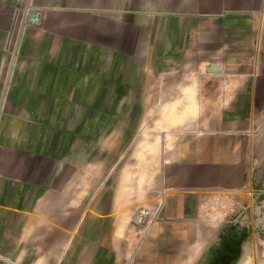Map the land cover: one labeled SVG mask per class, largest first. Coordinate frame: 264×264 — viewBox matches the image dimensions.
<instances>
[{
    "label": "crops",
    "instance_id": "1",
    "mask_svg": "<svg viewBox=\"0 0 264 264\" xmlns=\"http://www.w3.org/2000/svg\"><path fill=\"white\" fill-rule=\"evenodd\" d=\"M91 90L113 91L98 97L96 119ZM107 106L142 112L128 160L98 182L111 244L133 240L145 207L162 223L147 247L174 245L167 264H202L204 251H219L213 264H264L253 225L264 217V0H0V264H74L78 248L90 257V162L52 157V139L77 132L89 144L96 121L97 148L116 149ZM93 168L105 171V158ZM221 200L243 213L218 231L201 212ZM79 206L87 223L76 241L65 225Z\"/></svg>",
    "mask_w": 264,
    "mask_h": 264
},
{
    "label": "rangeland",
    "instance_id": "2",
    "mask_svg": "<svg viewBox=\"0 0 264 264\" xmlns=\"http://www.w3.org/2000/svg\"><path fill=\"white\" fill-rule=\"evenodd\" d=\"M91 103H95V106L90 107V115L91 118H97L98 114H101L102 107L96 105V101L98 97L105 96L106 98L112 100L113 98V91H89ZM100 94V95H99ZM103 95V96H102ZM85 108L73 109L74 116L76 114L82 113ZM107 113H109L110 118L107 120L106 123V135L107 140L111 141V146L114 147L116 145V149L112 148L103 152L97 148V135L98 130L96 126V121L90 122V128L87 132L89 134L90 143H86L85 141L82 142L81 137H77L78 133H75L74 137L69 138H59V139H52L54 143L52 144L53 153L51 156L56 157L58 159H66L73 162H90V194L89 200L82 204V194L76 196L79 200L75 202V206L83 205L84 210L89 208L90 210V218L88 220L89 226V235L87 241L92 244V248L89 250L88 254L90 257L87 259L86 255H82L81 248L75 250V256H77L76 261L74 264H167L168 256L170 255V249L174 247L172 242H168L169 240L166 238V242L169 243V247H167V243L165 244H157V240L150 239V245L147 247L145 237L147 233L150 231L151 228H157L162 225L160 219L156 217H152L150 215H146V209L143 207L141 211L139 210L136 215L132 219V235L133 240L128 242V240H122L121 242H115V244H111L109 241V235L107 234L111 227V222L107 221L104 225L100 223L98 219V200H97V193H98V182L103 180V177H106L108 183H112L113 179L116 177L118 172L117 164L121 163L124 164L128 160L129 152L131 150V146L134 142V132L136 126L138 124L139 115L142 113L140 107L135 106H107ZM116 118H115V116ZM95 125V126H94ZM81 130L78 128V131ZM85 130V129H84ZM76 131V128H75ZM121 133V138H114L110 135L113 133ZM117 141V142H116ZM89 145V146H88ZM55 150V151H54ZM101 158H105L106 161V170L105 171H98L97 169L93 168L94 164H97L98 160ZM116 164V169L114 165ZM100 172V173H99ZM66 173V172H65ZM102 173V175H101ZM104 175V176H103ZM100 179V180H99ZM264 182V171H261V188L264 186L262 183ZM111 192L107 193L105 199L102 200V204H105V210L102 209V213L104 212L108 214L110 212V205H111ZM264 194H261V200H263ZM259 199V198H258ZM257 199V200H258ZM259 201V200H258ZM258 203V202H257ZM88 204V205H87ZM259 204V203H258ZM256 205V202H255ZM261 203V208H262ZM215 206L219 207L218 211L215 210ZM201 212L202 219L214 220L216 225L220 226L218 231H220L226 225L236 223L237 220L241 219L243 213V205L238 202L234 201L232 203L225 204L224 200L217 202L213 206L204 203ZM78 212L75 213L73 218H69L67 221L66 228L68 230L73 231V236H76V241L81 240L78 238V234L82 230V226H85L87 223V219L84 220L81 218V206L79 209H76ZM87 210V209H86ZM214 212L216 215L215 217H209L208 214ZM262 217V216H261ZM86 220V222H85ZM259 217H255L253 219V225L258 226ZM100 227V228H99ZM264 227V217H262L261 221V237H264L263 228ZM106 231V238L103 239V232ZM95 231V233H93ZM99 231V232H98ZM218 235V234H217ZM214 235V236H217ZM218 238V237H217ZM177 240V237L175 236ZM84 240V241H86ZM145 240V241H144ZM79 243L85 244L84 242L80 241ZM100 245V248L98 244ZM157 245V248H156ZM80 246V245H79ZM147 247V249H146ZM225 252V251H224ZM219 253V251H218ZM218 253L212 252L209 254V251H204L202 255V264H213V261H216L220 255ZM65 255V251L63 252V256ZM223 257L226 254L222 255ZM228 256V255H227ZM58 264H62L60 258L57 260ZM55 263V262H53Z\"/></svg>",
    "mask_w": 264,
    "mask_h": 264
},
{
    "label": "bare ground",
    "instance_id": "3",
    "mask_svg": "<svg viewBox=\"0 0 264 264\" xmlns=\"http://www.w3.org/2000/svg\"><path fill=\"white\" fill-rule=\"evenodd\" d=\"M190 90H193V88L190 89ZM186 91H187V90H186ZM183 92H185V91H183ZM194 92H195V91H194ZM185 93L187 94V92H185ZM188 94H189V92H188ZM189 95H190V94H189ZM189 95H188V96L186 95L187 98H185V100L188 99V97H190ZM193 95H194V94H193ZM193 95L191 94V96H193ZM184 96H185V95H184ZM191 98H192V97H191ZM193 99H194V98H193ZM188 101H189V99H188ZM190 101H191V100H190ZM179 102H180V101H179ZM170 103H171V102H170ZM174 103H175V102H174ZM177 103H178V102H177V100H176V104H177ZM190 103H191V102H190ZM193 103H194V102H193ZM171 105H172V104H171ZM173 105H174V104H173ZM173 105H172V106H173ZM193 105H194V104H193ZM185 107H186V106H185ZM188 107H189V106H188ZM190 107H191V106H190ZM173 108H174V107H173ZM195 108H196V107H195ZM176 109H177V108H176ZM187 109H188V108H187ZM192 109H193V108H192ZM193 110H194V109H193ZM196 110H197V109H195V113H196ZM171 111H172V109H171ZM175 111H176V110H175ZM186 112H187V110H186ZM192 112H193V111H192ZM197 112H198V111H197ZM171 113H172V112H171ZM171 113H170V114H171ZM176 113H177V112H176ZM189 114H191V113L189 112ZM176 115H177V114H176ZM180 115H181V114H180ZM187 115H188V114H187ZM191 115H192V114H191ZM193 115H196V114H193ZM150 117H151V116H150ZM158 117H159V116H158ZM181 117H182V115H181ZM191 117H192V116H191ZM193 117L195 118V116H193ZM177 118L180 119V117H177ZM189 118H190V117H189ZM194 120H195V119H194ZM181 122H182V121H181ZM159 124H160V123H159ZM144 135H145V134H144ZM156 142H158V140H156ZM156 142H155V143H156ZM142 143H143V142H142ZM155 143H154V144H155ZM167 145H168V144H167ZM167 145H166V146H167ZM147 148H148V147H147ZM149 149H150V148H149ZM156 149H157V148H155L154 150L156 151ZM159 149H160V148H159ZM170 149H171V148H170ZM148 153H150V152L148 151ZM140 155H141V157H140ZM139 157H140V159H141L142 161H143L142 158H145V157L142 156V154H140V152H139ZM149 160H150V159H149ZM142 161H141V162H142ZM136 165H138V164L136 163ZM136 165H135V167H136ZM145 169H146V168H145ZM128 172L130 173V171H128ZM140 173H141V172H140ZM131 174H132V173H131ZM131 174H129L130 179L128 178V180H130V181H131V179H133V178L135 179L134 176L137 175V172L135 173V175H132L133 178H132ZM144 174H146V173H144ZM140 175H141V174H140ZM140 175H139V173H138V176H140ZM142 175H143V174H142ZM141 177H142V176L139 177V178H140L139 180H141L144 176H143L142 178H141ZM126 179H127V177H126ZM137 179H138V178H137ZM143 179H144V178H143ZM139 180H138V181H139ZM144 180H145V179H144ZM126 181H127V180H126ZM135 181H136V180H135ZM148 181H149V179H148ZM131 182H132V181H131ZM136 182H137V181H136ZM136 182H135V184H136ZM140 182H141V183H140ZM140 182H139L140 185L137 184L138 186L134 184V185H135L134 188H137V187H139V186L142 187L141 184H142L144 181H143V182L140 181ZM133 183H134V181H133ZM137 183H138V182H137ZM144 183H145V182H144ZM150 183H151V182H150ZM148 184H149V183H148ZM131 187H132V186H131ZM128 188L130 189V187H128ZM125 189H126V188H125ZM129 189H128V190H129ZM132 189H133V188H132ZM140 189H141V188H140ZM135 190H137V189H135ZM142 190H143V189H142ZM149 190H150V189H149ZM143 191H144V190H143ZM124 221H125V220H124Z\"/></svg>",
    "mask_w": 264,
    "mask_h": 264
},
{
    "label": "water",
    "instance_id": "4",
    "mask_svg": "<svg viewBox=\"0 0 264 264\" xmlns=\"http://www.w3.org/2000/svg\"><path fill=\"white\" fill-rule=\"evenodd\" d=\"M258 211L260 212V208H258ZM259 220L262 221V217Z\"/></svg>",
    "mask_w": 264,
    "mask_h": 264
},
{
    "label": "trees",
    "instance_id": "5",
    "mask_svg": "<svg viewBox=\"0 0 264 264\" xmlns=\"http://www.w3.org/2000/svg\"><path fill=\"white\" fill-rule=\"evenodd\" d=\"M237 254V251H235V254H233L232 256L236 255Z\"/></svg>",
    "mask_w": 264,
    "mask_h": 264
}]
</instances>
